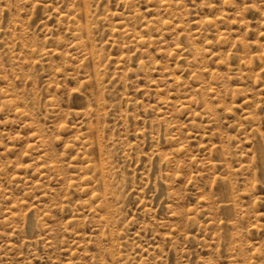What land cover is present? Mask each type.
I'll use <instances>...</instances> for the list:
<instances>
[{"label": "rangeland", "instance_id": "374dc122", "mask_svg": "<svg viewBox=\"0 0 264 264\" xmlns=\"http://www.w3.org/2000/svg\"><path fill=\"white\" fill-rule=\"evenodd\" d=\"M0 264H264V0H0Z\"/></svg>", "mask_w": 264, "mask_h": 264}]
</instances>
